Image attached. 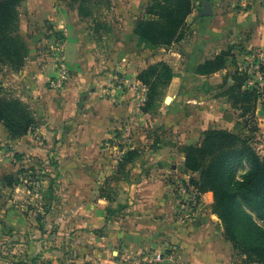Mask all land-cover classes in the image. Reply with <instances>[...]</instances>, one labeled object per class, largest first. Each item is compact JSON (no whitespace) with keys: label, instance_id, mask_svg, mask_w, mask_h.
<instances>
[{"label":"rangeland","instance_id":"374dc122","mask_svg":"<svg viewBox=\"0 0 264 264\" xmlns=\"http://www.w3.org/2000/svg\"><path fill=\"white\" fill-rule=\"evenodd\" d=\"M22 1L20 0L17 7V32L27 45L26 57L23 65L18 70L0 65V85L3 94L16 97L29 106L30 83L38 80L35 74H39L40 71L43 73L42 64L46 62L47 58H51L56 71L63 69L60 70L63 76H49L47 82H42V86L49 89H58L62 85L60 82H64V80H66L65 82H68L69 79L73 80V78L83 80L82 92L78 94L80 104L88 100L91 95L93 96L92 102L104 104L100 107L103 111L106 107L111 108V105L105 101L111 97L116 99L112 102L115 106L126 100L129 101V104L127 103L129 105L128 112L119 116L116 120L117 125L112 126L108 137L99 142L100 151L107 147L106 144L110 147L108 149L111 152L107 151V155L100 152L101 158H105L107 162H103L101 166L93 162H86L77 164L79 167H76V170H80L81 173L100 175L101 182L96 185V190L98 191V198L106 200L107 204H105L102 214L105 224L92 231L96 232L94 234L98 238L104 236L107 224L112 226L113 229L118 228L124 216V208L135 206L136 199L127 196L126 186H131L143 179L164 177L174 197L173 209H175L174 213L177 218L184 220L193 217L202 210V194L199 196L201 205L197 210L180 211L177 203L180 197V185L183 184L188 190L196 191L189 181L190 178L196 177V175L184 168V156L181 148L196 143L200 139V133L203 130L210 128L230 130L246 137L259 155L264 154V101L260 98L257 102L258 116H256L255 110V120L246 121V116L242 118L239 109L232 105L233 99L228 94L234 70L245 73L246 82L243 83V88L264 87L263 49L245 48L240 44H230L242 46L243 51L239 53L237 50V54H233V62L231 57H227V67L225 71L221 70L223 71L222 81L219 84L202 82L200 75L193 70V76L195 77L193 86H179L178 88L173 82L175 76L173 72L174 76L169 84L160 87L155 97H153L154 100L151 105L147 106L149 87L136 78L137 73L140 71H138L140 64L137 61L130 62L122 59L126 57L123 53V47L126 50L128 48L131 52L134 51L136 54L140 52L139 56L143 58L149 57V53H152L151 50L153 49L155 53L156 51L159 53L158 56L163 57L169 49L173 48L179 51L180 54L182 51L179 49H182L183 46L177 42L185 40L184 38L190 28L191 14L187 16L182 27L184 36L181 40L169 45L150 48L138 43L134 26L140 19L152 18V15L147 14L145 9L147 5H151L153 0H137V4L133 2L134 7L131 6L133 13L136 9L142 8V14L137 16L133 24L127 22L126 16H123L127 6L123 7L122 0H111L112 8L108 9V17H106L111 23V28L108 27V29L101 20V15H99L104 13V4L103 8L98 7L90 16L81 17L73 14V9L76 8L77 4H72L70 0H56L54 4L68 7L71 11L67 10L62 19L51 22L50 17L44 14L41 17L37 16L36 11L29 9V6H25ZM126 1L132 3L131 0ZM86 7L89 9L90 5ZM248 7L249 4L243 6L245 9ZM33 8H36V6ZM59 25L60 29H54V27L58 28ZM127 32L129 33L128 39L125 37ZM78 45L81 51L80 54L76 55L79 64L77 65L75 62L73 68L71 66L65 68L63 64L67 60L62 59L64 48L67 46L76 48ZM140 46H143V48H138ZM254 51L261 53V62L249 58L254 55ZM30 59H32V63L28 73H25L26 68L24 65L28 64ZM34 62L35 64H33ZM256 64L262 73L261 78H258L255 74V71H257ZM249 80L253 83L248 84ZM52 83L55 84L52 85ZM167 95L172 96L170 103H164V98ZM119 96H126V100L120 102L118 100ZM190 97L198 102H186ZM199 98L205 99L203 107L207 108L206 110L200 109L202 105ZM51 99H56V94ZM211 99L219 100V102H214L217 111H211L213 102H208ZM130 102H132V105ZM84 108V105H81L76 109L84 110ZM90 109L94 112L100 111L99 108L96 110V108L91 107ZM33 111L35 112V109ZM80 112L82 114V111ZM35 119L37 125L42 122L41 116L35 117ZM198 123H202V127L205 129L200 131L201 128L198 127ZM254 127H257V130H253ZM192 129L195 133H192ZM4 131H6V128L0 122V152L3 156H6L5 154L9 153V147L6 146ZM126 131H128L127 134ZM198 131H200L199 134L196 133ZM37 137L41 138L37 139ZM33 140L41 142L42 135L37 134ZM39 145L42 144L39 143ZM117 149L123 151V153L130 149H138V152L133 155L129 162L118 167L121 156L116 152ZM88 153L91 155L90 157H93L91 151ZM47 156L48 169L53 170L51 171L54 176L40 173L30 174L33 179H28V182H31V184L26 183L30 192V199L24 206L27 209L26 211L31 210L32 222H22L14 228L15 235L0 240V264H110L101 261L93 262L90 259L89 244L87 242L80 244L78 240L80 238L79 231L74 227V208L77 200L74 201L71 196L67 195V192L62 193L58 190V187L62 188L63 185L61 181H57L58 173L55 176L56 167L59 164L54 156L51 155L50 157L49 153H47ZM13 157L16 158L15 154L9 153L6 159L9 161ZM74 167L72 165L63 170L61 166V170L65 173H72L71 170ZM247 169L248 164L243 163L237 170V178ZM105 175H107L106 178ZM27 176L29 177V175ZM33 181L39 182L35 184L32 183ZM44 189L47 190L46 193L43 192ZM212 202L207 207V213L217 220L223 235L222 224L212 211ZM244 213L246 216L242 218V230L245 232L243 236L251 235L254 238L264 239V213L248 207H244ZM114 234L115 236L112 238V258L114 261L111 264H145L140 260L141 256L155 250L172 253L181 263L190 264L173 245L168 244L159 249L151 247L130 249L128 245L124 244V238L118 237L115 231ZM226 241L231 248L232 258H234L233 264H264L261 261L254 260L255 257L252 254H250L252 261H248V258H242L243 255L237 248L243 249V244ZM245 257H248L247 254Z\"/></svg>","mask_w":264,"mask_h":264},{"label":"crops","instance_id":"0c3cea01","mask_svg":"<svg viewBox=\"0 0 264 264\" xmlns=\"http://www.w3.org/2000/svg\"><path fill=\"white\" fill-rule=\"evenodd\" d=\"M55 1L23 0L22 2L25 6H29V9L36 11L37 16L45 15L50 17L51 22H54V20L62 19L67 10L71 11L68 7L54 4ZM131 1L132 3L126 0L121 2L123 7L127 6L123 16H126L127 22L133 24L137 16L142 14V8L136 9L133 13L131 6L134 7L133 2L137 4V0ZM202 2L203 0H195L194 10L190 15V28L185 40L177 42L183 46L179 49L182 53L179 54V51L173 48L169 49L163 57L158 56L159 53L157 51L155 53L153 49L149 57L143 58L139 56L140 52L136 54L123 47L126 57L122 59L130 62L137 61L140 64L138 71L160 60L167 62L173 68L175 73L173 82L179 88V86L186 87L194 84L193 70L196 66L213 58L230 44L264 50V0H209L211 14L198 17ZM103 4L104 13L99 15L108 29V27L111 28V23L106 17H108V9L112 8V2L105 0L99 7L103 8ZM245 4H249L246 9L243 8ZM35 6L36 8H33ZM73 12L78 16L76 8ZM54 29H60V25ZM125 37L128 39V32ZM138 48H143V46ZM237 50L234 48L232 52L236 53ZM80 53L79 45L76 48L65 47L62 55V59L67 60V64L66 62L63 64L65 68H70V66L73 68L75 62L78 65L76 55ZM31 63L32 59L24 65L25 73H28ZM42 67L43 73L40 71L39 74H35L38 80L30 83L31 97L28 99L29 108L36 118L41 116L42 122L30 129L24 136L15 139L10 138L4 131L6 146L9 147L8 152L15 154L16 158L13 157L7 161L6 156L9 153L3 156L0 152V240L15 235L14 228L22 222H32L31 210L26 211L24 206L30 199L26 183L31 184L28 182V179H33L30 174L40 173L54 176L53 170L48 169L47 153H49V156H54L59 164L56 167L55 176L58 173L57 181H61L63 185L62 188L58 187V190L62 193L67 192V195L71 196L74 201L77 200L74 208V227L79 231L80 244L82 242L89 244L90 259L93 262L101 261L111 264L114 261L112 238L115 236V231L118 237L124 238V244L130 249L143 247L159 249L170 244L175 246L180 255L190 264H233L231 248L222 235L219 223L207 213V207L212 202L211 192L201 195L202 210L193 217L182 220L175 216L174 197L164 177L147 178L126 186L127 196L136 199L135 206L124 208V216L117 229L107 224L104 236L99 238L94 234L96 232H92L95 228L105 224L102 214L107 201L98 198L96 185L101 182L100 175L81 173L80 170H76V167H79L77 164L86 162H93L100 166L103 162H107L105 158H101L100 152L107 155V151L111 152L108 149L110 147L106 144L107 147L100 151L99 142L108 137L112 126L117 125L116 120L119 116L128 112L127 103L129 104V101L125 99L126 96H119L117 99L120 102L121 100L126 101L115 106L112 102L116 99L111 97L105 100L111 108L106 107L104 111L100 109L104 104L92 102L93 96L91 95L88 100L80 104L78 94L82 92L83 80L75 77L76 79H69L68 82H65L66 80L60 82L62 85H59L58 89H49L42 86V82H47L49 76H59L60 70H55V64L51 62V58H47ZM225 70L226 68L223 69ZM223 71L218 70L211 74L198 76L202 78V82L219 84L222 81ZM57 91L59 92L55 93ZM54 94H56V99H51ZM195 101L198 102L192 97L186 100L191 103ZM132 102H130L131 105ZM199 102L202 105L200 109L206 110L207 108L203 107L205 99L199 98ZM208 102H213L211 111H217L214 102H219V100L211 99ZM81 105H84V110H77L76 108ZM91 107L96 110L99 108L100 111L94 112L90 109ZM256 116H258L257 110ZM199 126L200 131L205 129L202 123H198ZM200 131L196 133L199 134ZM39 133L42 135V141L35 142L33 138ZM192 133H195L193 129ZM89 151L93 157H90ZM72 165L75 166L71 170L72 173L63 172L65 168ZM8 174H12L18 182L11 186L6 185L2 177ZM41 179H43L42 176ZM39 181L32 183L38 184ZM46 191V189L43 190L44 193Z\"/></svg>","mask_w":264,"mask_h":264},{"label":"trees","instance_id":"16d2710c","mask_svg":"<svg viewBox=\"0 0 264 264\" xmlns=\"http://www.w3.org/2000/svg\"><path fill=\"white\" fill-rule=\"evenodd\" d=\"M77 4L78 15L88 17L105 0H70ZM195 0H153L145 12L152 15L150 19H140L134 26L138 43L145 47L155 48L179 41L184 36L182 30L185 20L194 9ZM20 0H0V65L18 70L26 57L27 45L17 32V7ZM87 9L86 6H89ZM242 53V46L230 45L213 58L199 63L195 72L211 74L227 67V57L232 58V50ZM245 73L234 70L228 94L233 99L232 105L239 109L240 116L246 121L255 120L257 102L264 101V87L243 88L246 82ZM170 65L157 61L141 69L136 78L148 85L146 105L153 102L160 87H165L173 78ZM146 109V108H145ZM145 111V110H144ZM0 122L6 128L10 138L24 136L37 125V121L28 105L16 97L2 93L0 85ZM253 130H257L254 127ZM138 149H130L121 155L118 167L131 160ZM183 166L196 177L189 179L198 194L211 192L213 197L212 211L219 218L223 227V236L232 243H241L237 248L242 258L264 263V239L251 235L243 236L242 218L246 216L244 207L264 213V154L259 155L246 137L227 129L210 128L200 133V139L194 144L181 148ZM248 169L237 178V170L243 164ZM6 185L18 182L12 174L2 177ZM247 254L248 257H245ZM247 262V261H246Z\"/></svg>","mask_w":264,"mask_h":264},{"label":"built area","instance_id":"2783aa9c","mask_svg":"<svg viewBox=\"0 0 264 264\" xmlns=\"http://www.w3.org/2000/svg\"><path fill=\"white\" fill-rule=\"evenodd\" d=\"M254 55L250 56L249 58L254 60H259L261 62L262 56L260 52L253 53ZM257 71H255V74L258 78H261V72L258 68V65L256 64ZM63 70V69H60ZM62 75V73H60ZM63 76V75H62ZM248 84H252V81H248ZM55 84V83H54ZM53 84V85H54ZM128 131H126V134ZM116 152L121 156L123 151L117 149ZM200 194L196 191L188 190V188L185 185H180V197L178 199L177 207L180 211H193L200 208ZM141 261H143L145 264H160L165 262L166 264H186L181 263L178 261L175 256L172 253H165L164 251L155 250L151 253H147L141 256Z\"/></svg>","mask_w":264,"mask_h":264},{"label":"water","instance_id":"95a60500","mask_svg":"<svg viewBox=\"0 0 264 264\" xmlns=\"http://www.w3.org/2000/svg\"><path fill=\"white\" fill-rule=\"evenodd\" d=\"M210 14H211L210 2H209V0H203L201 9H200L199 13L197 14V16L198 17H204V16H208ZM171 100H172V98H170V96L167 95L164 98V103H170ZM160 264H166V263L163 262V263H160Z\"/></svg>","mask_w":264,"mask_h":264}]
</instances>
